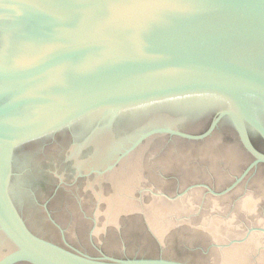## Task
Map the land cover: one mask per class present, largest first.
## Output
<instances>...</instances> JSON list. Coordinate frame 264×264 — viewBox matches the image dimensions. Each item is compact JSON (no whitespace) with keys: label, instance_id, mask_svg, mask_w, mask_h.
Listing matches in <instances>:
<instances>
[{"label":"water","instance_id":"obj_1","mask_svg":"<svg viewBox=\"0 0 264 264\" xmlns=\"http://www.w3.org/2000/svg\"><path fill=\"white\" fill-rule=\"evenodd\" d=\"M258 144L264 0H0V264H195L165 250L167 202L131 192L142 159L241 147L248 172ZM143 210L154 252L123 239ZM251 239L234 256L264 264Z\"/></svg>","mask_w":264,"mask_h":264},{"label":"flooded vegetation","instance_id":"obj_2","mask_svg":"<svg viewBox=\"0 0 264 264\" xmlns=\"http://www.w3.org/2000/svg\"><path fill=\"white\" fill-rule=\"evenodd\" d=\"M256 146L264 152V145ZM234 149L239 156H215V163L208 157L189 155L170 157L179 161H156L160 159L157 157L142 159L146 177L138 182L137 188L130 190L140 195L142 201L160 197L162 203L166 201L169 205L167 208L162 205L164 211L155 217L169 229L165 250L170 257L195 264H240L241 257H235L232 251L234 246L249 242L257 233L264 237V164L244 172L253 158L241 147ZM132 163L133 170L140 168L138 159ZM214 165L215 171L212 170ZM125 168L124 173H127L130 168ZM94 185L103 186L106 193L111 182L105 176ZM186 197L190 202L177 201ZM247 201L250 206L245 204ZM101 204L104 203L101 201L98 206ZM88 205L95 207L96 204ZM143 211L135 220L124 218L123 239L126 238L134 250L154 252L155 245L146 239L142 230L146 224ZM79 222L82 226L88 225L85 221ZM84 233L89 238V231ZM87 237L80 244L73 242L74 245L83 251L95 250ZM257 250H248L245 255L257 256Z\"/></svg>","mask_w":264,"mask_h":264}]
</instances>
